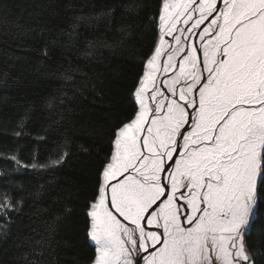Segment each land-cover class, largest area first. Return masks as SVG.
Returning <instances> with one entry per match:
<instances>
[{
    "label": "snow or ice",
    "instance_id": "6c2138e0",
    "mask_svg": "<svg viewBox=\"0 0 264 264\" xmlns=\"http://www.w3.org/2000/svg\"><path fill=\"white\" fill-rule=\"evenodd\" d=\"M220 3H163L172 40L145 62L138 112L114 132L89 203L93 264L248 261L264 193V0Z\"/></svg>",
    "mask_w": 264,
    "mask_h": 264
},
{
    "label": "trees",
    "instance_id": "16d2710c",
    "mask_svg": "<svg viewBox=\"0 0 264 264\" xmlns=\"http://www.w3.org/2000/svg\"><path fill=\"white\" fill-rule=\"evenodd\" d=\"M161 5L0 0V264H93L89 203L114 132L138 110ZM258 198L252 264H264Z\"/></svg>",
    "mask_w": 264,
    "mask_h": 264
},
{
    "label": "bare ground",
    "instance_id": "6f19581e",
    "mask_svg": "<svg viewBox=\"0 0 264 264\" xmlns=\"http://www.w3.org/2000/svg\"><path fill=\"white\" fill-rule=\"evenodd\" d=\"M164 2H165V0H162L161 13H160V15L162 14V11H163V3H164ZM222 6H223V5L220 4V7H219V8H221ZM159 17H160V16H159ZM193 31L195 32V30H193ZM162 37H163V34L160 32V34H159V36H158V41H157L155 47L160 46V45H159V42H160V39H161ZM196 43L198 44L199 42L196 41ZM172 47H173V45H172ZM153 54H154V52L150 55V57H151ZM150 57H149V58H150ZM149 58H148V59H149ZM148 59H147V60H148ZM147 60H146V61H147ZM145 70H146V63H145V69H144V71H145ZM144 71H143V73H144ZM164 74H165V73H164ZM164 74H163V75H164ZM142 76H143V74H142ZM142 76H141V78H142ZM160 78H161V77H160ZM137 104H138V101H137ZM137 112H138V110H137ZM137 112H136V113H137ZM133 118H134V117H133ZM133 118H132V119H133ZM132 119H131V120H132ZM131 120H130V121H131ZM130 121H129V122H130ZM127 123H128V122H127ZM121 127H122V126H121ZM113 151H114V149H113ZM105 166H106V165H105ZM104 168H105V167H104ZM103 170H104V169H103ZM102 180H103V177H102ZM93 202H94V201H93ZM90 211H91V210L89 209L88 213H90ZM89 216H90V215H89ZM90 219H91V217H90ZM89 234H90V230H89ZM90 238H91V236H90ZM91 241H92V240H91ZM92 242L95 244L94 241H92ZM95 245H96V244H95ZM243 246H244V251H245L246 255L248 256V262H249V264H252V260H251V259H252V256H251V253H249V251H248V249H247V247H246V243L244 244V242H243ZM96 247H97V246H96ZM96 249H97V248H96ZM97 255H98V252H97Z\"/></svg>",
    "mask_w": 264,
    "mask_h": 264
},
{
    "label": "rangeland",
    "instance_id": "374dc122",
    "mask_svg": "<svg viewBox=\"0 0 264 264\" xmlns=\"http://www.w3.org/2000/svg\"><path fill=\"white\" fill-rule=\"evenodd\" d=\"M177 2H182V0H177ZM197 2L199 3L200 2V0H197ZM217 2H218V0H217ZM223 7V6H222ZM221 7V8H222ZM158 23H159V34H160V32L163 34V39L165 40V41H169V42H171V40H172V37L171 36H169L170 38H168V35H165V33H164V30L163 29H161V21L160 20H158ZM178 27H184V25L183 24H180V25H178ZM204 27V26H203ZM182 39H183V37H182ZM172 45H173V47H175V44L174 43H172ZM165 48H167V45H165ZM154 52V51H153ZM166 55H167V52H165L164 53V55H162V57H161V59L158 61V63L159 64H161V65H163L164 63H166L167 61H166ZM164 73L163 72H161V73H159V79H158V84L160 83V81H161V76L163 75ZM138 87V86H137Z\"/></svg>",
    "mask_w": 264,
    "mask_h": 264
},
{
    "label": "water",
    "instance_id": "95a60500",
    "mask_svg": "<svg viewBox=\"0 0 264 264\" xmlns=\"http://www.w3.org/2000/svg\"><path fill=\"white\" fill-rule=\"evenodd\" d=\"M220 0H218V2H217V7H220ZM205 23H207V21H205ZM204 25H201V28L203 27ZM168 38H169V36H168ZM158 41V40H157ZM156 48V47H155ZM154 48V49H155ZM169 75V73H167V74H164V75H162V80L163 79H165L167 76ZM175 158V157H174ZM122 219V218H121ZM253 221V220H252ZM252 221H250L251 223H252ZM245 236H246V234L243 236V242H244V244H245ZM247 247V246H246ZM248 249V248H247ZM249 251V250H248ZM250 253V252H249ZM252 260V259H251ZM141 264H143V262H141ZM244 264H249V262L247 261V262H244Z\"/></svg>",
    "mask_w": 264,
    "mask_h": 264
},
{
    "label": "flooded vegetation",
    "instance_id": "af4514ba",
    "mask_svg": "<svg viewBox=\"0 0 264 264\" xmlns=\"http://www.w3.org/2000/svg\"><path fill=\"white\" fill-rule=\"evenodd\" d=\"M203 28V27H202ZM170 38V37H169ZM199 42V41H198ZM172 75V72H169V75L165 78V79H167V78H169L170 76ZM161 81H162V76H161ZM160 81V82H161Z\"/></svg>",
    "mask_w": 264,
    "mask_h": 264
}]
</instances>
